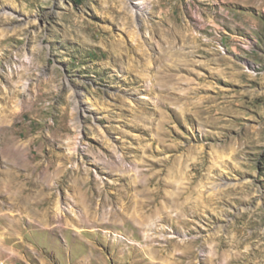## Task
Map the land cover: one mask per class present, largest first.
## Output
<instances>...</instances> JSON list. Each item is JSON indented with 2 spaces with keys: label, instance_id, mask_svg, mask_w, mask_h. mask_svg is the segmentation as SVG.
<instances>
[{
  "label": "rangeland",
  "instance_id": "obj_1",
  "mask_svg": "<svg viewBox=\"0 0 264 264\" xmlns=\"http://www.w3.org/2000/svg\"><path fill=\"white\" fill-rule=\"evenodd\" d=\"M39 142L0 264H264V0H0V150Z\"/></svg>",
  "mask_w": 264,
  "mask_h": 264
},
{
  "label": "bare ground",
  "instance_id": "obj_2",
  "mask_svg": "<svg viewBox=\"0 0 264 264\" xmlns=\"http://www.w3.org/2000/svg\"><path fill=\"white\" fill-rule=\"evenodd\" d=\"M142 6L139 3H131L129 5V11L131 13L136 14V18L139 19L142 17V19L145 17L144 11L142 10ZM145 34V33H144ZM36 140V139H35ZM77 142L71 147L70 149L75 151L76 150ZM41 149V143L39 142L37 145V148L34 150L35 152L32 153V157L27 160H22L17 151H1L0 150V195H20L18 197V202L24 203L25 199L21 195H32V192L29 191V187L27 188H21L19 191H13V186H11L9 183L4 184V178L2 177H8L11 180L15 179H23L26 181L25 183H34L35 185H39L42 181H45L46 183L49 181L51 174L49 173V170L54 167L56 171V181L58 183H64L66 178L68 177L67 170H65L66 163L70 161L71 159L69 156L60 154L58 152H52L46 156V160H41V157L39 156ZM201 164V163H200ZM200 164H193L192 169H196ZM75 165V164H74ZM40 168H44V171H40ZM229 184V182H226V185ZM48 186L49 189H53L57 186ZM45 186V187H46ZM59 186V185H58ZM44 187V188H45ZM42 190H38V194H40ZM46 195H54V192L47 193ZM26 203V202H25ZM27 204V203H26ZM57 213V212H56ZM163 222H169L168 219H163ZM160 237H165V234L160 233ZM188 246H183L182 254L179 255L177 259H180L177 261V264H183L185 263L184 259H189L193 252L192 247L193 243L192 241L185 242ZM149 246V245H148ZM150 250L154 251L155 253L158 252L159 249L154 248L151 246ZM183 259V260H182ZM238 259V255L236 257H232L230 261ZM163 262V261H162ZM150 264H162L158 261H152Z\"/></svg>",
  "mask_w": 264,
  "mask_h": 264
}]
</instances>
